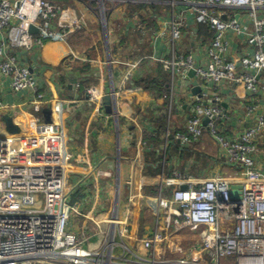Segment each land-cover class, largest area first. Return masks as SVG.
I'll use <instances>...</instances> for the list:
<instances>
[{"label": "built area", "instance_id": "obj_1", "mask_svg": "<svg viewBox=\"0 0 264 264\" xmlns=\"http://www.w3.org/2000/svg\"><path fill=\"white\" fill-rule=\"evenodd\" d=\"M157 2L171 7L170 58L162 61L171 81L182 77L185 82L186 72L193 71L190 81L212 96L209 104L191 106L184 131L173 138L191 145L207 133L235 173L147 198L154 202V231L133 246L128 220L134 210L126 207L120 219L118 188L107 215L72 205L71 196L84 181L69 183L65 125L56 103L50 122L35 118L16 134L0 133V264H264V170L253 158L258 140L264 138V114H257L264 98V0ZM61 9L50 0H0V79L13 94L28 91L33 102H45L37 79L29 66L17 61L16 52L24 48L30 26L51 30ZM187 16L212 34L203 37L195 54L179 49ZM73 24L78 25L77 20ZM51 32L56 41L68 38ZM238 38L245 49L234 58L231 44ZM223 82L241 86L250 95L243 110L250 126L237 135L227 124L230 115L218 91ZM87 95L89 101H99L94 88ZM169 177L167 181H185L188 176L173 172ZM234 185L240 187L239 204L230 197ZM185 231L199 236L176 239L171 250L164 249L168 239Z\"/></svg>", "mask_w": 264, "mask_h": 264}, {"label": "crops", "instance_id": "obj_2", "mask_svg": "<svg viewBox=\"0 0 264 264\" xmlns=\"http://www.w3.org/2000/svg\"><path fill=\"white\" fill-rule=\"evenodd\" d=\"M50 1L62 8L51 30L68 35L67 40H54L50 29L45 31L36 24L29 31L24 48L16 52L17 61L32 69L46 100L33 102L28 91L13 94L8 83L0 79V133L7 134L3 118L9 116L18 130L24 129L29 120L44 119L46 112L54 118L51 114L57 103L65 125L69 183L84 181L83 187L77 189L84 196L74 199L71 196L72 205H78L81 211H101L107 215L118 188L120 219L125 218L126 207L134 210L132 219L128 220V242L139 245V240L151 234L155 227L154 202L147 198L168 196L180 185L198 186L205 180L229 177L236 171L235 167L225 164L218 144L207 133L191 145L178 143L173 138L174 134L184 131L191 106L195 102L209 104L212 96H205L206 90L187 76L188 87L181 85L182 77L173 84L164 68L162 61L170 58L167 22L171 19V7L157 0H139L140 3L104 0L111 7L105 9L101 30L92 5L83 0ZM76 20L78 25L73 24ZM77 32H82L80 36L91 51L72 48V37ZM211 36L205 27L187 16L179 49L195 54L205 41L203 37ZM231 47L234 58L245 49L239 38ZM104 48L108 61L104 58ZM66 58L70 60L64 69L60 64ZM140 59L143 60L135 65ZM196 59L199 61V55ZM80 64L90 65L94 72L84 76L87 78L78 77L72 70ZM160 76L165 78L160 91L150 90L142 82ZM74 80L75 84L71 83ZM193 86L200 88L199 97L192 95ZM90 88L98 93V102L88 100ZM218 91L230 115L227 124L233 129V135H237L250 126L243 112L249 105L250 95L243 87L227 82L221 83ZM107 95L110 96L108 103L104 101ZM261 113L264 114L263 97L258 103L257 114ZM258 146L253 158L264 170V138L258 140ZM177 168L180 175L188 176L186 180L167 181L171 177H164V170L171 173ZM80 224L76 223L75 228ZM192 236L198 237L199 233L185 231L172 236L168 239L171 245L163 247L171 250L176 239L185 242Z\"/></svg>", "mask_w": 264, "mask_h": 264}, {"label": "rangeland", "instance_id": "obj_3", "mask_svg": "<svg viewBox=\"0 0 264 264\" xmlns=\"http://www.w3.org/2000/svg\"><path fill=\"white\" fill-rule=\"evenodd\" d=\"M107 1V0H106ZM110 1V3H111V0H109ZM83 3H85V4H90V5H92V7L93 8H95V10H96V16H97V18H98V24L100 25V29H101V24L104 22V19L106 18V16H105V9L107 10L109 7H111L110 5H109V3L107 4L104 0H83L82 1ZM115 5H117L116 3H115ZM138 5V4H137ZM128 6H133V5H130V4H128ZM101 8L103 9V15H102V13H101ZM137 8V7H136ZM136 8H135V10H136ZM131 9H134L133 7L131 8ZM105 23V22H104ZM103 26V25H102ZM102 30V29H101ZM105 33V32H104ZM80 35H83L82 34V32H77V34H75L73 37H72V48L74 49V50H86V52L87 51H91L89 48L90 47H88V45H86L85 44V42H84V40H82V39H84L82 36H80ZM103 43H104V47H105V40H104V38L102 37V40H101ZM89 46H90V44H89ZM107 47H108V49H109V51H110V47L107 45ZM104 51H105V48L103 49ZM105 53V60H106V51L104 52ZM106 61H108V60H106ZM258 148H259V146H258ZM178 171H179V168H177V169H175L173 172H175V173H178ZM173 172H167V170H164V173H163V176L164 177H166V176H171V174L173 173ZM179 174V173H178Z\"/></svg>", "mask_w": 264, "mask_h": 264}, {"label": "water", "instance_id": "obj_4", "mask_svg": "<svg viewBox=\"0 0 264 264\" xmlns=\"http://www.w3.org/2000/svg\"><path fill=\"white\" fill-rule=\"evenodd\" d=\"M223 19H225V17H223ZM32 30H33V26H30L29 27V31L31 32ZM30 71L32 72V69H30ZM186 76L189 79H191V78L194 77V72L193 71H188V72H186ZM75 82H76L75 80L74 81H71V83H73V84H75ZM73 84L70 86V88L73 87ZM189 84L190 83L188 81H185V82H182L181 83L182 86H186V87H188ZM190 90H191V93H192L193 96H195V95L198 96L199 91H200V88L198 86H193V87L190 88ZM104 101L106 103H108L110 101V96H108V95L105 96ZM45 114H46L45 115V118H44L45 122H50V114H49V112L48 113L46 112ZM2 121L6 125V131H7V133H9V134H16V133H18V131H19L18 128L12 124L11 119L9 118V116L3 118ZM206 122H207V120L204 119L203 120V125H205ZM177 142L180 143L179 141H177ZM180 189H185V187H181ZM239 189H240V187L239 186H235V185L230 187V197H231V200L233 202H236L237 204H239V201H240V191H239Z\"/></svg>", "mask_w": 264, "mask_h": 264}, {"label": "trees", "instance_id": "obj_5", "mask_svg": "<svg viewBox=\"0 0 264 264\" xmlns=\"http://www.w3.org/2000/svg\"><path fill=\"white\" fill-rule=\"evenodd\" d=\"M68 58H66L67 60ZM72 72L77 75L78 77L79 76H83L82 78H87V77H84L88 74H92L94 72V70L92 69V67L88 64H80V65H77L73 68ZM162 80V81H161ZM165 80V78L162 76L156 78V80H150V81H142L144 84L148 85L149 89L150 90H153V91H160L161 87H162V82ZM160 82V83H159ZM139 83H141V81H139ZM80 189V188H79ZM82 190H79L77 192V190L74 192V194L72 195V198H80L81 196H84L82 195ZM74 196V197H73Z\"/></svg>", "mask_w": 264, "mask_h": 264}, {"label": "bare ground", "instance_id": "obj_6", "mask_svg": "<svg viewBox=\"0 0 264 264\" xmlns=\"http://www.w3.org/2000/svg\"><path fill=\"white\" fill-rule=\"evenodd\" d=\"M68 170H69V167H68Z\"/></svg>", "mask_w": 264, "mask_h": 264}, {"label": "clouds", "instance_id": "obj_7", "mask_svg": "<svg viewBox=\"0 0 264 264\" xmlns=\"http://www.w3.org/2000/svg\"><path fill=\"white\" fill-rule=\"evenodd\" d=\"M138 3H140V2H138Z\"/></svg>", "mask_w": 264, "mask_h": 264}]
</instances>
